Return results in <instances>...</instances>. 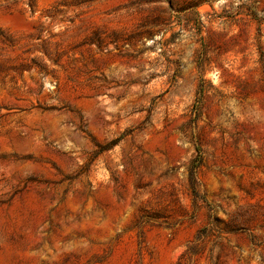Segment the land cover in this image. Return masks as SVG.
<instances>
[{"label":"rangeland","instance_id":"obj_1","mask_svg":"<svg viewBox=\"0 0 264 264\" xmlns=\"http://www.w3.org/2000/svg\"><path fill=\"white\" fill-rule=\"evenodd\" d=\"M0 264H264V0H0Z\"/></svg>","mask_w":264,"mask_h":264},{"label":"trees","instance_id":"obj_2","mask_svg":"<svg viewBox=\"0 0 264 264\" xmlns=\"http://www.w3.org/2000/svg\"><path fill=\"white\" fill-rule=\"evenodd\" d=\"M201 165V156L198 162H196L195 164L192 165V167L190 168L189 171V180H190V186H191V190L192 193L195 195V197H199V192H198V188H197V169L200 167ZM205 231V230H203Z\"/></svg>","mask_w":264,"mask_h":264}]
</instances>
